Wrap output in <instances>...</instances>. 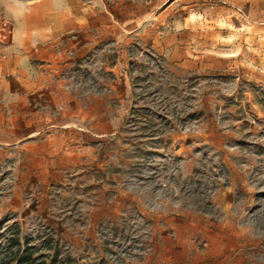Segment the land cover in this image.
I'll return each instance as SVG.
<instances>
[{
  "label": "rangeland",
  "instance_id": "rangeland-1",
  "mask_svg": "<svg viewBox=\"0 0 264 264\" xmlns=\"http://www.w3.org/2000/svg\"><path fill=\"white\" fill-rule=\"evenodd\" d=\"M31 1L0 0V61L11 9ZM87 1L123 17L142 6L155 33L99 45L62 74L82 116L79 164L44 172L0 139V258L19 234L38 248L53 238L57 264H264V29L244 25L249 0ZM3 104L0 91L4 135Z\"/></svg>",
  "mask_w": 264,
  "mask_h": 264
},
{
  "label": "crops",
  "instance_id": "crops-1",
  "mask_svg": "<svg viewBox=\"0 0 264 264\" xmlns=\"http://www.w3.org/2000/svg\"><path fill=\"white\" fill-rule=\"evenodd\" d=\"M249 2L245 12L238 9L244 25L252 30L262 24L264 29V10L259 20L251 8L260 1ZM233 16L240 19L241 14L235 11ZM156 20L155 14L142 6L123 17L112 6L87 0H34L13 7L10 36L0 61V91L5 104L1 107L11 109L10 126L0 139L14 141L33 161L41 159L44 172H60L64 165L79 164L82 116L76 111L80 106L75 94L71 100L66 98L70 89L62 74L99 45H128L130 36L145 35L151 27L155 33ZM171 62L193 70L194 59L188 54H174ZM124 63L126 58L119 54L112 65L105 63L104 67L111 74L122 75ZM119 86L117 80L111 90ZM36 107L43 112H35ZM39 147L41 152L31 151Z\"/></svg>",
  "mask_w": 264,
  "mask_h": 264
},
{
  "label": "trees",
  "instance_id": "trees-1",
  "mask_svg": "<svg viewBox=\"0 0 264 264\" xmlns=\"http://www.w3.org/2000/svg\"><path fill=\"white\" fill-rule=\"evenodd\" d=\"M31 239H25L22 244L19 239H12L5 255L0 258V264H57L59 250L53 238H46L41 248L37 245H30ZM16 247V249H14ZM42 248L48 249L49 253H40Z\"/></svg>",
  "mask_w": 264,
  "mask_h": 264
}]
</instances>
